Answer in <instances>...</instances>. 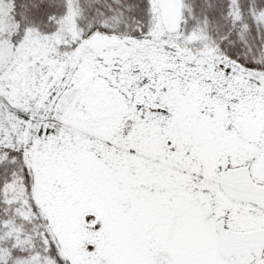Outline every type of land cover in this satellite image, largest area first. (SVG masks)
I'll return each mask as SVG.
<instances>
[{"label": "snow or ice", "instance_id": "6c2138e0", "mask_svg": "<svg viewBox=\"0 0 264 264\" xmlns=\"http://www.w3.org/2000/svg\"><path fill=\"white\" fill-rule=\"evenodd\" d=\"M0 264H264V0H0Z\"/></svg>", "mask_w": 264, "mask_h": 264}]
</instances>
